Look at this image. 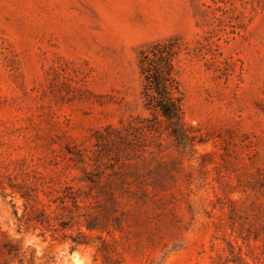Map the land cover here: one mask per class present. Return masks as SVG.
Returning a JSON list of instances; mask_svg holds the SVG:
<instances>
[{
  "label": "rangeland",
  "instance_id": "rangeland-1",
  "mask_svg": "<svg viewBox=\"0 0 264 264\" xmlns=\"http://www.w3.org/2000/svg\"><path fill=\"white\" fill-rule=\"evenodd\" d=\"M164 42L183 138L145 96ZM0 264H264V0H0Z\"/></svg>",
  "mask_w": 264,
  "mask_h": 264
},
{
  "label": "trees",
  "instance_id": "trees-1",
  "mask_svg": "<svg viewBox=\"0 0 264 264\" xmlns=\"http://www.w3.org/2000/svg\"><path fill=\"white\" fill-rule=\"evenodd\" d=\"M174 47V44L166 42L155 44L151 51L143 52L141 67L145 77L147 106L161 112L169 121L172 133L179 138H183L186 136V131L183 124V103L182 99L177 95L179 88L174 76V61L177 53ZM88 180L96 183L90 184V188H95L98 180L92 178H88ZM104 190L105 187H102L101 191ZM107 193L110 194L111 205L115 207L119 203L115 196V188H112ZM21 195L27 201L31 198L29 191H22ZM67 197H70L73 204L78 208L82 207L81 201L86 203V198H81L82 195L69 194ZM86 197H92V194H88ZM62 201L64 202V200ZM103 210L107 220L113 216L114 211L111 210V206L105 204L103 205ZM24 216H27V223L41 225L44 228L54 229L56 231L59 229L55 227V224H53L50 216L46 214V211L27 212L26 207ZM114 219L117 223L121 222L120 217L115 216ZM82 223V225L91 231L101 230L107 227V221L102 222L99 215H91L83 220ZM62 226L67 228L73 226V224L72 222H67L63 223Z\"/></svg>",
  "mask_w": 264,
  "mask_h": 264
}]
</instances>
